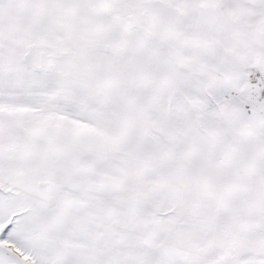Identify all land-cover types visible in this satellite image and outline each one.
Returning <instances> with one entry per match:
<instances>
[{
  "label": "snow or ice",
  "instance_id": "6c2138e0",
  "mask_svg": "<svg viewBox=\"0 0 264 264\" xmlns=\"http://www.w3.org/2000/svg\"><path fill=\"white\" fill-rule=\"evenodd\" d=\"M0 264H264V0H0Z\"/></svg>",
  "mask_w": 264,
  "mask_h": 264
}]
</instances>
